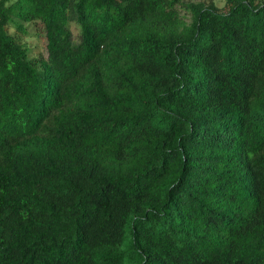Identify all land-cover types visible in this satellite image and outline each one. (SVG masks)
<instances>
[{"label":"trees","instance_id":"1","mask_svg":"<svg viewBox=\"0 0 264 264\" xmlns=\"http://www.w3.org/2000/svg\"><path fill=\"white\" fill-rule=\"evenodd\" d=\"M0 264H264V0H0Z\"/></svg>","mask_w":264,"mask_h":264},{"label":"rangeland","instance_id":"2","mask_svg":"<svg viewBox=\"0 0 264 264\" xmlns=\"http://www.w3.org/2000/svg\"><path fill=\"white\" fill-rule=\"evenodd\" d=\"M11 1L14 0H10V2ZM210 1H212L220 10L225 9V0H185L186 3L192 4H208ZM178 11L185 21L190 20L191 14L188 7L179 5ZM24 27V33L16 32L13 26L9 28V31L11 33L15 31L14 33H16L17 37H19L20 40L28 47L29 55L31 57L46 56V39L43 24L38 21L29 22L24 23ZM71 29L74 37H78V27L75 24H71Z\"/></svg>","mask_w":264,"mask_h":264}]
</instances>
